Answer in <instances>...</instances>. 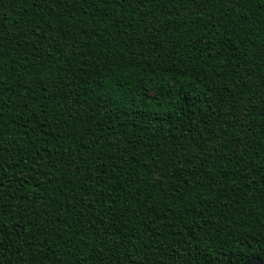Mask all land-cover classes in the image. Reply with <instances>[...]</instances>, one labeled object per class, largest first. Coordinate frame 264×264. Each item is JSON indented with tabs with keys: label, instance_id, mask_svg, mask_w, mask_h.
Segmentation results:
<instances>
[{
	"label": "trees",
	"instance_id": "trees-1",
	"mask_svg": "<svg viewBox=\"0 0 264 264\" xmlns=\"http://www.w3.org/2000/svg\"><path fill=\"white\" fill-rule=\"evenodd\" d=\"M264 261V0H0V264Z\"/></svg>",
	"mask_w": 264,
	"mask_h": 264
},
{
	"label": "water",
	"instance_id": "water-1",
	"mask_svg": "<svg viewBox=\"0 0 264 264\" xmlns=\"http://www.w3.org/2000/svg\"><path fill=\"white\" fill-rule=\"evenodd\" d=\"M241 264H264V261H262L259 257L254 256V257L247 259Z\"/></svg>",
	"mask_w": 264,
	"mask_h": 264
}]
</instances>
